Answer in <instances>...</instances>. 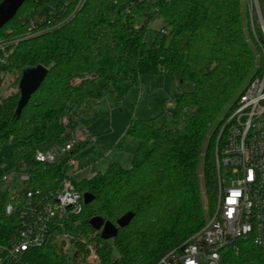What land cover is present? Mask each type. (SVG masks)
<instances>
[{"label":"trees","instance_id":"obj_1","mask_svg":"<svg viewBox=\"0 0 264 264\" xmlns=\"http://www.w3.org/2000/svg\"><path fill=\"white\" fill-rule=\"evenodd\" d=\"M78 1L26 0L0 29L4 45L0 48V146L9 147L12 169L27 174L22 183L26 190L48 194L68 176L64 163L36 159L49 126L63 115L75 110L87 124L108 88L122 99L141 84L143 75H170L181 84L191 83L193 89L176 95L160 125L139 119L129 123L126 132L138 139L129 168L114 161L90 180L73 178L80 191L94 195L61 227L69 233L74 252L58 249L52 236L46 244L25 251L19 264H80L88 254V243L96 249L98 264H156L198 231L216 208V145L218 140L222 143V127L240 95L264 69V30L253 11L248 28L257 54L242 22L246 0H158L153 6L85 0L75 10ZM258 3L264 21V0ZM128 6L142 10L143 26L134 25L133 13L125 10ZM158 16L167 19L168 28L162 30L168 33L160 30L148 39L149 24ZM38 65L48 69L47 75L18 113L22 74ZM6 83L12 91L3 95ZM240 89L208 138L203 192L197 165L204 141ZM63 141L59 135L54 143ZM13 181L5 182L0 175V253L18 239L19 215L6 211L16 195L10 191ZM19 186L17 182L15 187ZM127 212L133 218L113 239H103L90 224L94 216L116 224ZM232 262L264 264V249L242 243Z\"/></svg>","mask_w":264,"mask_h":264},{"label":"built area","instance_id":"obj_2","mask_svg":"<svg viewBox=\"0 0 264 264\" xmlns=\"http://www.w3.org/2000/svg\"><path fill=\"white\" fill-rule=\"evenodd\" d=\"M114 1L153 6L158 0ZM84 2L79 0L75 10ZM125 10L130 14L133 8L128 6ZM34 24L31 20L30 29ZM262 28L264 30V26ZM162 33L167 34L168 30L163 29ZM0 48L3 49L4 45L0 44ZM224 129L222 143L219 145L218 140L216 145L218 199L213 214L198 231L166 252L156 264H233L242 243L264 249V69L261 75L248 83L227 116ZM61 136L64 138L62 143H54L47 152L38 150L36 159L55 162L67 155L68 162L73 164L70 159L73 151L81 144L95 140L89 130L76 133L67 130ZM76 173L81 175V179L90 180L98 171L92 165L76 166ZM13 174V178L18 175L22 182L28 178L27 174L15 169ZM13 178L2 175L5 182ZM73 178L68 175L58 190L48 194L25 189L22 195L18 189L13 191L16 195L8 203L6 211L19 215L18 239L1 248L0 264H19L25 251L46 244L52 236L69 237V233L61 229L64 220L70 214L80 212L85 204L84 193L76 187ZM87 246V264L98 263L94 246Z\"/></svg>","mask_w":264,"mask_h":264},{"label":"rangeland","instance_id":"obj_3","mask_svg":"<svg viewBox=\"0 0 264 264\" xmlns=\"http://www.w3.org/2000/svg\"><path fill=\"white\" fill-rule=\"evenodd\" d=\"M246 1L247 3H244L242 7V22L250 45L258 54L259 51L255 41L251 37L248 26L253 11L256 12L258 19L260 18L256 8V1ZM132 13L134 16V25L136 27L143 26L145 18L142 10L135 7ZM149 28L148 39L154 36L157 31L162 30V28H168V21L164 16H158L150 22ZM10 78L8 77V79ZM101 82L102 81H100V83ZM8 84L9 83H6L1 89L3 95L12 91V88ZM191 89H193L191 83L181 84L175 77L166 74L143 75L141 84L132 87L122 99H118L113 89L108 88L106 95L97 103V112L91 118V121H87V124H83L77 118L76 111L72 110V115H68L70 118L69 124H65L62 118L67 115H63L58 122L49 126L47 131L48 138L41 146V149L45 152L51 150L57 136L67 129L75 133L81 129L94 131V133L91 132L95 138L94 142H89L79 147L71 154L70 159H72L74 163L78 161L82 167L97 162L98 165L95 170L98 172H103L108 164L114 161L121 163L125 168H129L131 166L132 153L138 145V139L126 132L129 123L133 119H139L153 120L156 125H160L163 122V116L168 107L174 104L176 95L183 90ZM240 92L241 89L236 93L219 118L212 124L204 141L203 152L200 155L197 165V172L203 192L205 191L203 169L208 138L219 125L221 119L224 118L229 106L239 97ZM168 125H172L169 118ZM67 159L68 156L64 155L60 157L59 161L64 163L66 173H70L73 167ZM4 174L9 175L10 179H12L14 175L11 152L6 145L0 146V175ZM78 178H82L81 175H77V180H79ZM13 179L14 184L11 185L10 191L13 192L18 189L21 194L24 195L26 190L22 184L23 182L19 180V176H14ZM18 181H20V186L16 188L15 186ZM82 193H84V191H82ZM83 239L87 240V238L84 237ZM88 244L93 246V243ZM55 245L58 249H63L70 254L74 252V246L67 236L60 235L57 237ZM79 263L87 264V256L81 259Z\"/></svg>","mask_w":264,"mask_h":264},{"label":"water","instance_id":"obj_4","mask_svg":"<svg viewBox=\"0 0 264 264\" xmlns=\"http://www.w3.org/2000/svg\"><path fill=\"white\" fill-rule=\"evenodd\" d=\"M25 2L26 0H3L0 3V29L15 16L17 11ZM256 8L261 24L262 26H264V21L262 18L258 0L256 1ZM47 72L48 69L43 65L29 68L23 72L19 83V90L21 95L17 108L18 113L22 112L32 94L35 93L41 86L43 80L47 75ZM93 199V194L88 192L84 193L85 204L90 203ZM133 216L134 214L132 212H127L117 220L116 224L112 223L109 220L105 221L101 216H94L90 219V224L95 230L100 232V235L103 239L109 240L115 238L118 234L119 229L127 226Z\"/></svg>","mask_w":264,"mask_h":264},{"label":"crops","instance_id":"obj_5","mask_svg":"<svg viewBox=\"0 0 264 264\" xmlns=\"http://www.w3.org/2000/svg\"><path fill=\"white\" fill-rule=\"evenodd\" d=\"M62 120H63V122L65 123V124H69V121H70V118H69V116L67 115V116H64L63 118H62ZM67 130H70V129H67ZM66 130V131H67ZM82 130V129H81ZM91 130V129H90ZM66 131H63L61 134H59V135H62L63 133H65ZM90 132H93L94 133V131H90ZM58 135V136H59ZM135 150V149H134ZM89 165H92L93 166V168H94V170H95V168H96V166L98 165V163L97 162H95V163H93V164H89ZM76 166H80V167H82L81 165H80V163L77 161V162H75V163H73L72 164V167H73V169H72V171L69 173H67L69 176H72V177H74L75 179H77V175H80V174H77L76 173ZM84 167V166H83ZM78 179H81V178H78Z\"/></svg>","mask_w":264,"mask_h":264}]
</instances>
